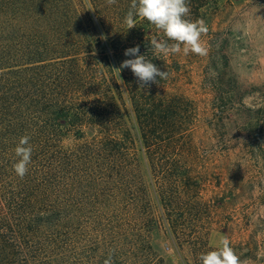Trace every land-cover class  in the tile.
<instances>
[{"label": "trees", "instance_id": "obj_1", "mask_svg": "<svg viewBox=\"0 0 264 264\" xmlns=\"http://www.w3.org/2000/svg\"><path fill=\"white\" fill-rule=\"evenodd\" d=\"M130 4L0 0V264H104L110 252L113 264H173L162 238L180 264H201L217 210V163L203 162L204 148L229 156L237 147L243 162H264L250 141L264 121L250 120L243 103L264 99V89L244 87L229 69L214 27L220 0H188V18L208 28L202 101L186 89L195 54H155L150 40L166 37L139 18L127 30ZM137 45L166 79L140 89L130 69L115 70ZM24 135L33 152L21 179L12 165ZM233 179L236 195L261 189L253 173ZM258 198L264 207V189Z\"/></svg>", "mask_w": 264, "mask_h": 264}, {"label": "rangeland", "instance_id": "obj_2", "mask_svg": "<svg viewBox=\"0 0 264 264\" xmlns=\"http://www.w3.org/2000/svg\"><path fill=\"white\" fill-rule=\"evenodd\" d=\"M215 29H219L227 40L225 46L226 55L229 61V69L237 81L244 87H257L264 89V0H220V11L214 22ZM193 64H189L187 69L191 70V82L186 86L187 93L196 98L197 101L204 100L198 95L202 90L199 88L203 78L204 61L199 55L195 56ZM199 57V58H198ZM201 60V61H200ZM202 102L200 107H203ZM245 108L250 113L246 116L254 119L259 118L264 121V116L257 115L255 111L263 107L264 99L261 96L252 95L243 98ZM233 120H237L233 117ZM238 121V120H237ZM208 123V121H207ZM240 121L232 126L238 128ZM264 125V122H263ZM264 129V128H263ZM230 134V128L227 129ZM233 145L238 136L233 131ZM246 134H241L246 137ZM250 141L255 148V156L264 158V130L260 135H251ZM260 138L262 145H256ZM221 146H208L203 150V162L210 164L212 161L217 163L216 170L211 174L209 180L212 186L216 187L217 193L215 206L217 210L211 209V226L207 235V245L212 250L218 241V235H226L235 253L242 261L248 264H264V207L259 203V196L264 189V162L260 165L250 160L248 164L241 159L237 147H233L229 156L222 154L224 148ZM249 166V172H245V166ZM238 166H240L238 168ZM144 178L149 181L145 164L141 161ZM232 170L229 178L221 173V169ZM223 171V170H222ZM240 171V175L253 173L256 179L259 178L261 189L254 192L247 187L240 189L238 194L233 192L234 175ZM253 171V172H252ZM208 188V187H207ZM153 201L154 198L152 197ZM163 251L166 252L173 264H180L169 240L161 239ZM186 256V254H185ZM189 259L188 256H186Z\"/></svg>", "mask_w": 264, "mask_h": 264}, {"label": "clouds", "instance_id": "obj_3", "mask_svg": "<svg viewBox=\"0 0 264 264\" xmlns=\"http://www.w3.org/2000/svg\"><path fill=\"white\" fill-rule=\"evenodd\" d=\"M109 5L116 0H107ZM191 8L188 0H131V4L124 18L128 29L136 27L137 19L146 20L155 29L162 32L166 39L150 40V47L158 55H174L183 53L184 56L196 54L207 55V48L202 44L201 37L208 31L203 19L191 20ZM171 41V43H169ZM125 56L134 57L124 60L117 70L130 69L139 82V88L144 89L151 84H158L159 80L166 79L168 73L162 71L146 55L140 54L139 45L125 50ZM28 135L21 136L14 148L17 158L12 169L17 177L23 179L28 173L33 148ZM201 264H248L242 261L231 246L226 235H218L214 250L201 253L198 257ZM104 264H113L112 252L109 253Z\"/></svg>", "mask_w": 264, "mask_h": 264}]
</instances>
